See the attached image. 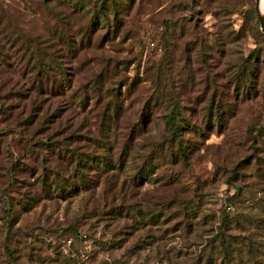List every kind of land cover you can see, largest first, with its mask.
<instances>
[{
  "label": "rangeland",
  "instance_id": "1",
  "mask_svg": "<svg viewBox=\"0 0 264 264\" xmlns=\"http://www.w3.org/2000/svg\"><path fill=\"white\" fill-rule=\"evenodd\" d=\"M118 1L120 19L100 11L99 0L84 9L72 0H0V50L8 52L0 54V111H12L0 112V264H264V32L256 0ZM64 31L76 40L73 52ZM40 63L66 66V75L56 70L65 93L36 88ZM96 77L101 94L115 88L124 102L109 170L116 181L102 175L92 188L49 196L40 178L53 184L58 169L69 176L70 148H90L65 137L78 124L83 134L98 131L94 98L84 108L70 98L99 94ZM32 100L37 110L24 129L19 120ZM175 102L199 132L183 131L198 140L195 149L187 163L154 158L137 180L157 143L169 154ZM45 111L55 114L26 142ZM143 112L120 167L121 138ZM64 139L70 148L58 153ZM113 198L122 214L106 212Z\"/></svg>",
  "mask_w": 264,
  "mask_h": 264
},
{
  "label": "trees",
  "instance_id": "2",
  "mask_svg": "<svg viewBox=\"0 0 264 264\" xmlns=\"http://www.w3.org/2000/svg\"><path fill=\"white\" fill-rule=\"evenodd\" d=\"M74 5H78L79 8H86L88 4V0H72ZM100 2V11L103 10H108L109 12H113V17H116L117 19H120L119 14H121V9L120 6L118 7V4H122V2H117V0H99ZM113 2L115 5V9L113 11L109 10L107 7V4ZM129 4L125 3L123 6H126ZM98 13L93 14V18H96ZM119 17V18H118ZM111 22V18H109ZM95 21V19H94ZM97 21V20H96ZM95 21V22H96ZM108 22V23H109ZM88 30V29H87ZM64 36V42L67 45V51L73 52L75 51V46H76V40L73 36L72 33L69 31L65 32ZM89 32H86V37H82L81 42H87L85 39L88 41L91 39L90 35L88 34ZM61 38V36L59 35ZM63 39V38H62ZM0 54L4 55V58L8 57V52L1 51ZM42 62V61H41ZM27 67V64L25 65ZM33 70H35L33 74V81L34 85L36 88L40 91L42 89H45L46 92H56L59 91L60 93H65V83L63 82L62 78L57 75V71L62 75H66L67 68L65 65L58 63L56 68L53 67L49 63L42 64L40 65H35L33 67ZM54 70V72H52ZM252 72L250 71V74ZM249 81L248 87L253 88V79L249 75L247 78ZM93 83L94 89L98 90L99 94H72L70 98L73 97V95L78 96L77 98V103L78 106L84 108L87 106V104L91 101L89 99L94 98L93 102V108L98 107L97 115L99 119L97 120V130H93L92 128L88 129L87 131L84 130V134L79 132L83 130L84 128H80L79 124L76 125L71 130V133L66 136L65 138H68L71 136L75 137V141L78 142L80 140H87V144L85 146H89L90 148L88 150H79L77 147H69V141L61 140L62 144H59L57 141L53 142H43L47 143V145H53V144H59L57 145L56 149L60 148L58 150V153L62 152V149H69L70 148V153L69 155L72 157V162H71V173L69 176H66L64 174L59 173V169L57 171H54V177L52 178V183L48 182V177L45 175L41 179L42 187L43 190H47L48 193L47 195L51 196L53 194V191L56 190L59 194H65L66 191H69V189H79V187H84V188H92V186H95L97 182L100 180L102 175H105V179L107 182H109L111 179L114 180L113 183L116 181V174L113 172L112 174H109V170H112L113 164L115 163L114 159V153H113V147L115 146L114 143L119 140V134L120 132H117V125L120 123L122 119V114H123V107H124V102L121 100V94H117L115 91V88H110L111 89V94H101L102 88L99 87L101 80L100 78L96 77L95 80H91ZM99 88V89H98ZM115 93V94H114ZM72 101V100H71ZM212 101L211 100V105L207 106L209 113H208V120H210V114L213 111L212 107ZM33 104V109L32 111L22 120H19L20 125H25L24 129H29V125L32 123L34 117H35V110H37V104L36 101L32 100ZM178 103L175 102L174 108L171 110L169 114H167V122L169 126L171 127V134L166 136L165 139H169L171 144V149L169 150V154H163L164 151V146L160 148V143H157L156 146L153 147L151 154L147 155V159L144 160V163L139 166L138 171L135 172L134 178H137V180H142L143 178H147L149 175V172L152 171L153 166L149 165L150 162L154 161L156 158L161 159V160H168L170 158V162L174 163V161H183L187 163V160L191 157L195 146L198 142L197 139L193 140L191 137L187 138L184 136L183 131L186 129H193L192 128V123L191 121L187 118L185 110L181 109ZM98 105V106H97ZM100 105V108H99ZM148 106V105H147ZM214 111H216V114L219 116L217 117L218 121L222 120L221 114V108L220 104H215L214 106ZM0 112H4L5 114L12 113L11 111V105L9 104H2V108ZM55 114L46 112L44 113L43 116L40 117L39 124L36 128L30 130L31 135L27 136V138L23 137L26 139V142L31 143V138L32 136H36V132L43 128L46 127V122ZM148 118V114L146 112H143L142 116L139 118L137 122L129 130L125 133V136L121 138L120 143H121V149L120 155L118 157V163L121 165L124 164L126 161L125 158V153L129 151L130 144L132 143V137L134 136V133L136 131H139L141 129L137 128L138 125H141L142 121H145ZM32 119V120H31ZM22 126V127H23ZM22 131V130H21ZM29 131V130H28ZM4 130H0V134L3 133ZM55 133V131H53ZM195 134L198 135L199 132L197 130H194ZM24 135V134H22ZM199 136V135H198ZM53 137L52 132L49 133V138ZM37 141H40L38 138ZM173 141L177 144L176 149L173 147ZM33 143V142H32ZM52 143V144H51ZM44 148H48L44 146ZM156 155L155 154V149ZM56 153V152H55ZM61 155V154H60ZM154 156V157H153ZM155 158V159H154ZM58 167V166H57ZM14 170V169H13ZM164 182L166 184L170 185L173 182V177L170 175L168 176ZM49 183V184H48ZM67 184H70V187L67 188ZM115 198V197H114ZM113 200H108L105 205L108 206L110 205L107 209L106 212L111 213L113 215L115 214H122L121 212L123 209H121V205L115 203V199ZM28 201V200H27ZM25 205V204H24ZM127 211V210H126Z\"/></svg>",
  "mask_w": 264,
  "mask_h": 264
},
{
  "label": "water",
  "instance_id": "3",
  "mask_svg": "<svg viewBox=\"0 0 264 264\" xmlns=\"http://www.w3.org/2000/svg\"><path fill=\"white\" fill-rule=\"evenodd\" d=\"M259 1L260 0H256V6H257V10H258V14H259V19H260V23H261V28L264 32V12H261L260 9H259Z\"/></svg>",
  "mask_w": 264,
  "mask_h": 264
},
{
  "label": "bare ground",
  "instance_id": "4",
  "mask_svg": "<svg viewBox=\"0 0 264 264\" xmlns=\"http://www.w3.org/2000/svg\"><path fill=\"white\" fill-rule=\"evenodd\" d=\"M258 6H259L260 11L264 12V0H260Z\"/></svg>",
  "mask_w": 264,
  "mask_h": 264
}]
</instances>
